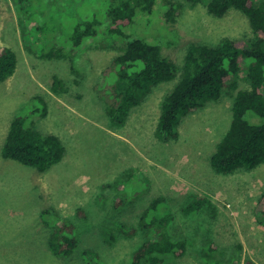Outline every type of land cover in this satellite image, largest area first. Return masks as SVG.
I'll list each match as a JSON object with an SVG mask.
<instances>
[{
	"label": "rangeland",
	"instance_id": "obj_1",
	"mask_svg": "<svg viewBox=\"0 0 264 264\" xmlns=\"http://www.w3.org/2000/svg\"><path fill=\"white\" fill-rule=\"evenodd\" d=\"M107 2L39 0L21 12L20 22L15 1L0 0V46L11 48L17 59L13 74L0 82V264H125L149 238L142 216L158 197L164 201L149 216L171 214V236L187 243L182 256L165 264H264V220L256 212L264 164L230 173L210 165L230 124L235 92L224 91L182 117L177 137L160 139L155 130L161 102L180 78L178 71L172 80L153 86L124 123L111 122L95 87L123 47L107 33ZM154 8L160 30L150 29L147 38L161 39L162 54L178 66L190 45L253 36L247 17L236 9L218 17L208 13L204 2L192 6L185 0H156ZM94 14L101 19L100 33L66 58L43 59L40 44L22 38L24 20L57 15L61 20L48 26L53 39L65 43L73 21ZM56 79L61 87L54 90ZM238 87L248 84L241 79ZM35 107L40 111L31 114ZM16 114L28 116L30 127L61 139L64 156L47 171L1 156ZM196 195L206 196L208 203L196 213H184ZM56 216L77 226L78 243L67 257L49 248L47 222Z\"/></svg>",
	"mask_w": 264,
	"mask_h": 264
},
{
	"label": "trees",
	"instance_id": "obj_2",
	"mask_svg": "<svg viewBox=\"0 0 264 264\" xmlns=\"http://www.w3.org/2000/svg\"><path fill=\"white\" fill-rule=\"evenodd\" d=\"M14 1L20 22L21 12L30 11L31 5L39 3V0ZM185 1L192 6L204 2L208 13L218 17L230 9L241 11L249 21L253 36L241 41L223 38L215 45H190L182 65L178 66L162 54L161 39L147 38L150 29L160 30L155 19L156 0H108L104 12L109 22L107 33L109 37L120 39L123 47L104 67L102 80L95 85L105 104V112L111 122L124 123L131 109L153 86L172 80L180 71V78L162 99L155 130L158 138L166 139L177 137V126L182 117L218 100L224 91L232 90L235 93L231 121L210 156V165L220 173L256 168L264 164V0ZM58 19L60 16L54 15L44 20H24L26 29H22V38L29 45L39 43L38 56L43 59L66 58L84 40L100 33L101 19L96 14L81 15L71 24L65 43H60L59 37L53 39L55 34L48 26L49 21ZM136 31L145 38L136 36ZM16 61L11 48L0 46V82L13 74ZM241 79L248 87H238ZM60 85L56 79L53 89L57 90ZM36 111L40 108L30 109L31 114ZM254 116L260 121H252ZM27 118L22 114L13 116L1 156L45 172L63 158L65 147L57 135L30 127ZM163 201V197L155 198L146 209L141 226L149 231V238L131 252L125 264H165L186 252V240L173 238L169 232L171 214L157 218L149 216ZM207 203L206 196L196 195L183 211L196 213ZM256 212L264 220V191L258 198ZM78 214L84 217L80 210ZM47 223L51 252L58 257L69 256L78 243L76 224L67 217L58 216ZM124 231L130 233L133 230ZM205 264L221 262L212 260Z\"/></svg>",
	"mask_w": 264,
	"mask_h": 264
}]
</instances>
